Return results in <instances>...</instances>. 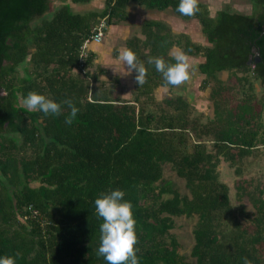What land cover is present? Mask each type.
<instances>
[{"label": "trees", "instance_id": "trees-1", "mask_svg": "<svg viewBox=\"0 0 264 264\" xmlns=\"http://www.w3.org/2000/svg\"><path fill=\"white\" fill-rule=\"evenodd\" d=\"M88 1H64L46 15L52 0H0V254L19 252L16 264H108L97 254L102 218L94 199L120 187L133 207L139 264H264V185L237 180L240 205L233 206L219 168L224 162L242 175L241 162L264 150V102L252 104L249 96L228 106L218 77L232 71L240 82L264 85V0H249L250 13L226 7L212 14L198 1L199 11L183 15L179 0H105L101 11L72 9ZM130 1L196 19L210 45L161 19L144 20L126 47L145 64L146 78L140 85L134 79L132 99H120L92 88L95 53L82 66L80 52L101 18L109 25L125 19ZM174 49L203 57L198 69L214 106L207 122L192 116L183 94L156 98L158 87L176 85L148 58L174 62ZM31 90L70 99L78 112L65 123L67 103L58 114L29 111L23 98ZM166 164L189 193L164 178ZM30 205L39 214L24 218ZM173 216L197 217L189 256L171 232Z\"/></svg>", "mask_w": 264, "mask_h": 264}, {"label": "rangeland", "instance_id": "rangeland-1", "mask_svg": "<svg viewBox=\"0 0 264 264\" xmlns=\"http://www.w3.org/2000/svg\"><path fill=\"white\" fill-rule=\"evenodd\" d=\"M64 1L68 0H52L51 10L50 12H47L46 15H51L52 11ZM198 1L205 3L212 14H215L217 10L226 7L231 11L245 13H250L252 11V5L249 0ZM104 4L105 0H89L88 2L71 3V6L75 11L88 12L91 10L101 11ZM171 17L178 18L179 15H176L171 9L159 11L140 5L135 1H130L127 5L125 19L116 24L109 25L102 43L92 46L95 49V57L88 69L93 74V79L91 78L92 88L106 90L111 96H116L120 99H132L135 71L127 72V69L125 68L126 66L124 67L116 50L126 47V40L128 38L141 33L144 20L158 18L165 21L173 28L174 19H171ZM184 21H186V25H184V29L181 28V31H186L194 41L209 45L206 36L201 30V24L199 21L196 19ZM174 28L179 31L180 24H175ZM177 51H180V49H176L173 52L175 53ZM187 56L190 64L194 68V70L191 71L190 78L183 81L181 84L176 85L172 89L168 86H160L156 89L155 95L157 100L161 101L167 96L176 95L178 93L183 94L193 106L192 116L198 117L201 122H207L214 116V106L210 97L211 85L204 87L206 75L201 73L198 69V63L203 57L202 55ZM27 64L28 63H24V65ZM23 67L21 66L19 68L20 74L24 72ZM236 76H238V74L236 75L232 71H222L218 73V77L227 86L224 94L225 97H227L228 106H232V104L234 105L236 102H240L249 96L251 97L252 104L258 105L259 102H264V85L255 78H251L249 81L240 82ZM262 111H264V105ZM20 140L21 138L19 141ZM191 141H193V139H191ZM207 143L209 146L211 145V141H207ZM19 144H21V142ZM25 153L26 151L23 150L22 155H25ZM240 167L242 169V175H237L234 167H229L227 163L223 162L219 166L220 179L231 186L230 196L233 206L240 205L235 190L237 180L244 178L249 180L250 178H253L252 180L254 184L260 182L264 185L263 148L260 146L255 154L246 157L245 160L241 162ZM164 178L172 180L182 194L189 193L185 185V180L176 174L170 164H166L164 167ZM242 203L245 204L246 210L253 211V207L246 196L243 198ZM173 219L174 227L171 229V232L180 242V252L189 256L194 244L193 229L197 217L173 216Z\"/></svg>", "mask_w": 264, "mask_h": 264}, {"label": "clouds", "instance_id": "clouds-1", "mask_svg": "<svg viewBox=\"0 0 264 264\" xmlns=\"http://www.w3.org/2000/svg\"><path fill=\"white\" fill-rule=\"evenodd\" d=\"M176 10L183 15H192L199 11L198 0H179ZM127 72L135 71L134 79L138 85L143 84L147 68L137 59L135 51L129 47L116 50ZM174 62H166L162 57H149L148 63L154 64L168 85H179L190 78L194 70L188 56L183 51L173 54ZM67 103L70 114L65 117V123H71L78 112V107L70 99L57 101L41 92L31 90L23 98V105L29 110H39L45 114H58L61 104ZM125 191L120 187L100 192L94 199L95 212L102 218L99 224L100 236L97 254L102 255L108 264H139L135 243V216L130 200L125 199ZM19 252L15 254H0V264H16ZM244 264H251L245 258Z\"/></svg>", "mask_w": 264, "mask_h": 264}, {"label": "built area", "instance_id": "built-area-1", "mask_svg": "<svg viewBox=\"0 0 264 264\" xmlns=\"http://www.w3.org/2000/svg\"><path fill=\"white\" fill-rule=\"evenodd\" d=\"M108 28L109 23L107 21V18H101L100 21L96 24V26H94V28L91 30L90 34L88 35V37H86L81 46L80 65H85V60L89 56L90 51L93 50L92 46L102 43ZM28 210L29 211L24 215V218H35L39 214L38 210L35 209L32 205L28 207Z\"/></svg>", "mask_w": 264, "mask_h": 264}, {"label": "crops", "instance_id": "crops-1", "mask_svg": "<svg viewBox=\"0 0 264 264\" xmlns=\"http://www.w3.org/2000/svg\"><path fill=\"white\" fill-rule=\"evenodd\" d=\"M152 19V18H151ZM155 19H158V18H155ZM171 19H174V23H173V30L175 31V32H183V31H181L182 29H184V25H186L185 24V22L186 21H184L183 19H181L180 17H178V18H174V17H171ZM170 20V19H169ZM175 24H180V28H179V31H177V30H175V28H174V25ZM182 28V29H181ZM185 33H186V31H184ZM209 43V42H208ZM204 45V44H203ZM209 45H210V43H209ZM93 51H95V49L93 48Z\"/></svg>", "mask_w": 264, "mask_h": 264}, {"label": "water", "instance_id": "water-1", "mask_svg": "<svg viewBox=\"0 0 264 264\" xmlns=\"http://www.w3.org/2000/svg\"><path fill=\"white\" fill-rule=\"evenodd\" d=\"M254 50H255V49H254ZM251 60H252V59H250V61H249L250 63H251ZM258 60H259V58H257V61H258Z\"/></svg>", "mask_w": 264, "mask_h": 264}, {"label": "flooded vegetation", "instance_id": "flooded-vegetation-1", "mask_svg": "<svg viewBox=\"0 0 264 264\" xmlns=\"http://www.w3.org/2000/svg\"><path fill=\"white\" fill-rule=\"evenodd\" d=\"M0 93H2V90L0 89Z\"/></svg>", "mask_w": 264, "mask_h": 264}]
</instances>
